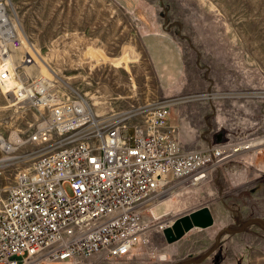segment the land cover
I'll use <instances>...</instances> for the list:
<instances>
[{"label":"rangeland","instance_id":"1","mask_svg":"<svg viewBox=\"0 0 264 264\" xmlns=\"http://www.w3.org/2000/svg\"><path fill=\"white\" fill-rule=\"evenodd\" d=\"M3 1L22 49L31 45L52 71L48 92L56 100L77 94L97 115L170 103L172 116L182 114L203 144L214 142L215 134L231 143L264 138V0ZM156 30L180 52L178 75L166 94L141 45V35ZM98 55L105 61L95 60ZM162 58L173 61L170 53ZM16 72L23 74L24 88L36 80L23 67ZM39 113L0 86V139L9 147L0 146V204L5 188L38 149L26 135ZM161 193L140 211L141 221L170 223L206 205L212 224L191 228L171 243L151 227L126 255L50 264H177L203 254L221 228L264 221V144L212 167L197 183L176 180ZM196 264H264L262 226L221 234L216 248Z\"/></svg>","mask_w":264,"mask_h":264},{"label":"built area","instance_id":"2","mask_svg":"<svg viewBox=\"0 0 264 264\" xmlns=\"http://www.w3.org/2000/svg\"><path fill=\"white\" fill-rule=\"evenodd\" d=\"M20 48L10 22L0 26V86L15 101L40 109L26 135L38 149L5 188L0 204V264L130 253L147 228L168 225L157 218L146 224L140 217L163 187L176 180L197 183L208 168L253 150L246 147L252 139L228 138L180 150L167 121L168 104L97 115L77 94L56 100L38 79L24 88L16 70L31 62V54L22 49L12 60L8 53Z\"/></svg>","mask_w":264,"mask_h":264},{"label":"crops","instance_id":"3","mask_svg":"<svg viewBox=\"0 0 264 264\" xmlns=\"http://www.w3.org/2000/svg\"><path fill=\"white\" fill-rule=\"evenodd\" d=\"M164 34L165 33L160 30L147 31L141 35V45L150 67L157 76L159 84L166 94V90H171L173 81L178 75L177 68L181 59L179 58L180 52L177 45ZM167 53H170V55L173 56V61L171 63H169L166 58H162L164 54L166 55ZM170 105L171 104L169 103L167 107V121L168 124L175 129L174 135L179 149L182 151H189L202 148L204 145L203 141L195 138L194 132L189 129L186 122L183 121L182 114H180L179 117L172 116L169 109ZM219 139V135L215 134L214 140L218 141ZM209 169L211 168H208L207 170Z\"/></svg>","mask_w":264,"mask_h":264},{"label":"water","instance_id":"4","mask_svg":"<svg viewBox=\"0 0 264 264\" xmlns=\"http://www.w3.org/2000/svg\"><path fill=\"white\" fill-rule=\"evenodd\" d=\"M212 224V217L206 205H202L199 208L191 210L183 215L174 218L168 225L161 230V235L166 243H171L179 239L191 228L203 229L209 227ZM260 224L264 230V221L261 219H253L242 222L237 229H231L228 227L219 229L213 237V244L203 254L195 259H185L177 264H196L201 262L207 257L218 245L221 234L239 233L243 228L252 225Z\"/></svg>","mask_w":264,"mask_h":264},{"label":"bare ground","instance_id":"5","mask_svg":"<svg viewBox=\"0 0 264 264\" xmlns=\"http://www.w3.org/2000/svg\"><path fill=\"white\" fill-rule=\"evenodd\" d=\"M3 11H5V10H3ZM1 17H2L3 21L1 20ZM7 22H10V20L7 17V15L5 14V12H3V13L0 12V26L6 25ZM21 50L22 49L20 48L19 51H16L14 54H10L9 57L12 60H16L14 56H16V54H17V58H18L19 52H21ZM25 50L28 51L31 54L32 60H31L29 65H23L22 66L24 68V73L28 74V75H34L36 77V79H38L39 82L41 83L40 84L41 85V87H40L41 89L47 88L48 86L51 85V78L54 77L52 71L48 68V66L46 65L44 60L40 57V55H37L36 49H34L33 47H30V46H28V47L26 46ZM35 55H37V57ZM94 58H95V60H98L99 58H101L102 61L105 59L104 57L99 56V55L97 57H94ZM122 59L125 60L126 56L122 57ZM124 60H122V61H124ZM20 78L21 79L23 78V74L21 75ZM2 88L4 90L6 88V85H4ZM8 95H10V94H8ZM263 139H260V140H258L256 142L249 141V142H247L246 147L255 148L257 145L264 144V140ZM0 146L5 148V149H9L7 144L4 143L1 139H0Z\"/></svg>","mask_w":264,"mask_h":264}]
</instances>
